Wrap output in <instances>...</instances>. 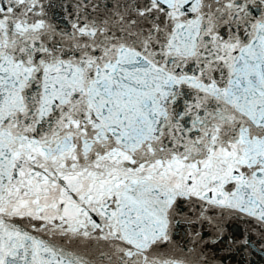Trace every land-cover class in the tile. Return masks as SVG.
I'll return each instance as SVG.
<instances>
[{"label": "snow or ice", "instance_id": "obj_1", "mask_svg": "<svg viewBox=\"0 0 264 264\" xmlns=\"http://www.w3.org/2000/svg\"><path fill=\"white\" fill-rule=\"evenodd\" d=\"M0 264H264V0H0Z\"/></svg>", "mask_w": 264, "mask_h": 264}]
</instances>
